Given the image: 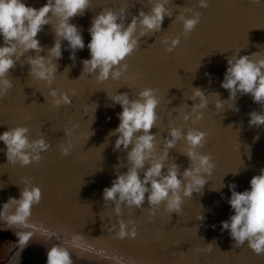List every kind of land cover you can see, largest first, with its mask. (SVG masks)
<instances>
[{"label":"water","instance_id":"95a60500","mask_svg":"<svg viewBox=\"0 0 264 264\" xmlns=\"http://www.w3.org/2000/svg\"><path fill=\"white\" fill-rule=\"evenodd\" d=\"M22 2L39 9L46 0ZM198 3L169 0L166 7L171 16L164 17L160 32L140 37L138 48L123 61L128 67L120 79L97 83L94 75L81 76V61L90 59L87 44L91 20L102 9H124L127 25L132 16L149 12L152 5L149 0H90L83 16L69 21L81 30L85 48L77 51L72 61L67 42L62 41L61 58L53 60L57 71L51 89L67 94L70 106L53 108L50 88L29 76L27 60L35 58L36 52L25 53L10 70L7 78L13 86L0 96V134L9 128L27 127L30 141L43 136L50 147L41 153L38 163L21 167L7 163L5 146L0 143V264H46V253L53 246L66 250L71 264H264V255L253 254L247 243L233 247L229 233L220 227L233 215L227 203L231 196L228 185L234 183L237 192L249 190L251 178L264 169V126L248 127V114L259 112L260 106L250 96L237 94L238 111L228 109L229 93L220 87L228 58L254 53L257 56L252 59L264 58V0L259 4L208 0L206 9L198 8ZM185 8L201 13L187 38L182 25L174 21ZM185 17L191 18L188 14ZM177 36L180 43L166 53L167 45L161 40ZM36 39L44 49L38 55L47 57L55 42L52 26L45 25ZM145 88L155 89L159 100L156 126L149 133L156 136V155L170 128L185 133L195 129L207 133L206 143L196 151L210 155L215 167L202 194L184 198L179 214L169 215L162 203L156 215L149 216L145 198L139 209L122 205L118 216L114 204L104 205L102 190L111 186L117 174L127 171L123 166L127 152L113 151L116 137L108 134L118 126L121 108L108 107L111 102L107 95L126 93L135 100ZM194 88H200L208 101L202 119L195 123L194 116L188 121L182 118L199 102L188 99ZM214 93L219 94L220 101H227L224 110L215 108L218 97ZM94 104L97 108L92 119ZM72 125H76L73 135L64 136L63 130ZM66 140H71L73 147L67 157H62L59 145ZM185 148L183 139L179 140L169 150L162 171L175 163L183 173L190 163L181 154ZM235 172L238 174L233 175ZM28 178L30 185L25 182ZM222 184L223 188L215 191ZM27 186L38 187L41 199L32 205L23 222L12 221L15 206L4 210L3 204L9 198L19 199L21 189ZM201 214L203 221H197ZM120 220L133 222L135 238H117ZM209 244H213L211 250Z\"/></svg>","mask_w":264,"mask_h":264},{"label":"clouds","instance_id":"9594fccd","mask_svg":"<svg viewBox=\"0 0 264 264\" xmlns=\"http://www.w3.org/2000/svg\"><path fill=\"white\" fill-rule=\"evenodd\" d=\"M149 2L152 5L150 11L147 13L140 11L138 15L131 17V22L127 25L124 9L118 12L102 9L91 20V26L88 28L90 42L87 44L90 59L81 61V76L94 75L97 83L106 82L109 78L113 81L120 79L128 67L123 61L138 48L140 37L160 32L164 17L171 16L166 7L169 0H149ZM250 2L259 4L261 0H250ZM89 3L90 0H46L42 7L35 9L26 6L22 0H0V38L3 40V46H0V96L7 94L13 86L11 80L7 78L10 70L15 67L21 56L33 51L37 55L27 60L29 76L42 81L50 88L48 96L51 97L53 108L71 105L67 94L62 92L58 94L56 89H51L57 71V64L53 63V60L61 58L62 41L67 42L69 59L72 61H75L76 52L85 48L81 30L69 21L76 16H83L85 10L89 8ZM197 7L206 9L208 0H199ZM185 14L190 15L191 18H186ZM200 16V12H194L190 8H185L184 14L176 16L174 21L182 25V34L185 38L199 23ZM53 19L56 20L55 24ZM45 25L52 26L55 42L48 49L47 57H42L38 53L44 49L36 37ZM160 43L167 45L164 48L166 53H171L180 43V36L165 38ZM254 56H257V53L252 56L237 58L233 55L228 58L220 87L229 93L227 101H231V105L228 109L233 111H238L235 107L237 94L250 96L253 103L260 106V111H252L248 114V127L261 128L264 126V58L252 59ZM72 94L75 95V91ZM214 95L218 97L215 108L219 111L224 110L227 101H220L219 94L214 93ZM107 98L111 102L108 107L119 105L121 108L118 114L119 124L109 132L108 136L116 137L113 151L127 152V162L123 165L127 171L117 174L111 181V186L102 190L104 205L114 204V213L119 216L122 205L139 209L146 198L149 216H155L162 203L169 215L173 212L179 214L182 211L184 198H191L193 193L202 194L208 182L207 177H210L214 171L212 157L201 155L196 151L206 143L207 133L195 129H189L185 133L180 128L172 127L163 139L160 154L156 155V136L149 134L158 119L155 111L159 104L156 90L145 88L137 94L135 100H130L126 93L107 95ZM188 99L199 102L194 103L191 110L183 114L182 118L188 121L194 116L195 123L202 119V110L207 108L208 101L200 88L192 89ZM96 108L97 105L92 119ZM75 128L76 125L65 128L64 136H72ZM29 131L27 127H15L0 134V143H3L6 149L7 163L26 167L38 163L42 158L41 153L49 149L50 145L43 136L30 141ZM181 139L186 146L181 154L189 160V167L180 173L179 166L171 163L165 171H162L165 169L169 150L175 148ZM130 145L131 150L127 151ZM72 147L71 140L64 141L59 145L60 155L67 157ZM236 174L238 173H233ZM25 182L30 185V178ZM221 188L223 184L215 191ZM228 188L231 196L227 203L233 215L221 222V231L229 233L230 239L234 241L233 247L239 248L247 243L253 254L264 255V169L259 175L251 178L249 190L237 192L234 183L229 184ZM40 199L41 190L35 186H27L21 189L19 199L9 198L3 204V208L7 210L9 205H14L15 215L10 219L23 222L29 216L32 205L38 203ZM203 219L201 214L197 221ZM118 223L117 238H135L137 233L132 221L120 220ZM213 244L208 245L209 250ZM46 264H71L69 253L61 247L53 246L46 253Z\"/></svg>","mask_w":264,"mask_h":264},{"label":"snow or ice","instance_id":"6c2138e0","mask_svg":"<svg viewBox=\"0 0 264 264\" xmlns=\"http://www.w3.org/2000/svg\"><path fill=\"white\" fill-rule=\"evenodd\" d=\"M30 215V214H29ZM87 247H91L90 245L89 246H87Z\"/></svg>","mask_w":264,"mask_h":264}]
</instances>
